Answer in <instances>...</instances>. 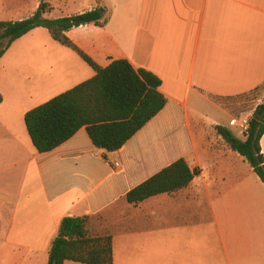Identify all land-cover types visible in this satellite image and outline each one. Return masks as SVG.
<instances>
[{
	"label": "crops",
	"instance_id": "0c3cea01",
	"mask_svg": "<svg viewBox=\"0 0 264 264\" xmlns=\"http://www.w3.org/2000/svg\"><path fill=\"white\" fill-rule=\"evenodd\" d=\"M31 1L0 0L9 21L42 4L47 19L107 7L106 26L68 37L101 67L125 59L158 76L168 104L116 152L97 149L83 128L40 154L26 114L96 72L47 29L17 40L0 59V264H49L67 216L112 236L114 264H264V183L208 130L225 101L264 85V0ZM181 159L198 171L187 187L128 201Z\"/></svg>",
	"mask_w": 264,
	"mask_h": 264
},
{
	"label": "trees",
	"instance_id": "16d2710c",
	"mask_svg": "<svg viewBox=\"0 0 264 264\" xmlns=\"http://www.w3.org/2000/svg\"><path fill=\"white\" fill-rule=\"evenodd\" d=\"M48 4L33 16L21 20L0 21V59L20 38L38 28L49 31L52 38L75 51L96 72L78 86L29 111L25 123L40 154L49 153L86 128L97 149L112 153L122 149L139 131L159 115L168 99L160 91L162 80L155 74L137 70L125 59L101 67L67 35L80 26L109 23L110 11L105 6L61 19L43 18ZM260 90L256 89L253 92ZM3 97L0 95V104ZM246 139L236 137L225 126L218 134L228 146L245 157L264 183V104L257 107ZM198 175L181 159L146 182L131 190L127 199L132 204L187 187ZM87 217H65L59 235L53 240L49 264L66 261L83 264H114L112 236L93 237L87 231ZM64 235V237H62Z\"/></svg>",
	"mask_w": 264,
	"mask_h": 264
},
{
	"label": "rangeland",
	"instance_id": "374dc122",
	"mask_svg": "<svg viewBox=\"0 0 264 264\" xmlns=\"http://www.w3.org/2000/svg\"><path fill=\"white\" fill-rule=\"evenodd\" d=\"M31 3L34 6L36 0H32ZM29 9L31 10L32 8L29 7ZM31 13L32 11H29L26 14V17L30 16ZM9 20H10V14L3 10L2 3L0 2V21H9ZM261 104H264V85L260 88V90L256 92H251L247 95L225 101L223 104L224 105L223 109L227 114L226 115L220 114V116H222L221 118H223L222 121H220L219 124L211 125V127L208 129L210 131L211 136L214 138L217 137V135H219L216 130V127L221 125L229 128L236 137L244 139L239 134L237 127L231 126V121L234 119L238 121L247 119L249 120V122H251L257 107Z\"/></svg>",
	"mask_w": 264,
	"mask_h": 264
},
{
	"label": "built area",
	"instance_id": "2783aa9c",
	"mask_svg": "<svg viewBox=\"0 0 264 264\" xmlns=\"http://www.w3.org/2000/svg\"><path fill=\"white\" fill-rule=\"evenodd\" d=\"M231 126L237 127L239 134L244 139H246L248 137L250 127H251V123L249 122V120L245 119L242 121H238V120L234 119L231 121ZM116 167H119V164H116Z\"/></svg>",
	"mask_w": 264,
	"mask_h": 264
},
{
	"label": "water",
	"instance_id": "95a60500",
	"mask_svg": "<svg viewBox=\"0 0 264 264\" xmlns=\"http://www.w3.org/2000/svg\"><path fill=\"white\" fill-rule=\"evenodd\" d=\"M62 237H64V235H62Z\"/></svg>",
	"mask_w": 264,
	"mask_h": 264
}]
</instances>
